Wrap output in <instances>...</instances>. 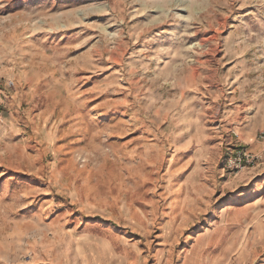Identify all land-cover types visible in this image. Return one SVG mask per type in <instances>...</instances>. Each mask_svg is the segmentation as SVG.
<instances>
[{
	"label": "rangeland",
	"instance_id": "rangeland-1",
	"mask_svg": "<svg viewBox=\"0 0 264 264\" xmlns=\"http://www.w3.org/2000/svg\"><path fill=\"white\" fill-rule=\"evenodd\" d=\"M0 264H264V0H0Z\"/></svg>",
	"mask_w": 264,
	"mask_h": 264
}]
</instances>
